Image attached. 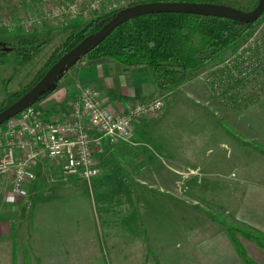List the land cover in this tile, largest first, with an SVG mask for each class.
Listing matches in <instances>:
<instances>
[{
  "label": "rangeland",
  "instance_id": "1",
  "mask_svg": "<svg viewBox=\"0 0 264 264\" xmlns=\"http://www.w3.org/2000/svg\"><path fill=\"white\" fill-rule=\"evenodd\" d=\"M134 1L137 0H111L107 4L115 5L111 8L114 9L121 7L117 4L126 6ZM58 2L0 0V17L22 19ZM97 13L98 9L67 23L42 22L41 26L49 29L47 33L37 31V26H0V41L5 47L15 45L24 36L50 38L22 64L15 63L13 50L0 56V102L6 91L31 83L66 32L68 22L81 19V26ZM253 33L264 35V11L244 39ZM244 39L223 51L220 59L190 72L180 85L159 92L169 108L184 113L181 118L193 108L197 110L194 116H202L203 128H211L215 122L225 130V149L230 153L212 144L207 154L209 166L201 162V152L199 158H190L191 166L199 161L200 170L193 174L198 178H183L189 172L186 169L172 170L183 175L172 180L173 184L168 183L171 171L166 167L167 161L163 156H153L152 145L146 142L113 143L100 160L98 176L89 185L77 179L68 181L70 177L49 159H42L41 168L36 170L37 184L29 183L16 195L8 192L9 178L0 175V194L11 211V239L16 244L17 259L24 245L30 247L34 264L49 260H59L61 264H178L184 263L185 247L195 237L211 227L224 229L221 220L253 232L226 212L231 213L229 204L236 201L241 183L264 179V70L241 80L237 87L229 85L222 97L203 79L205 71L220 68L216 66ZM62 72L54 84L62 78ZM40 100L33 105L39 106ZM206 113L210 114L211 123L206 120ZM256 130L257 135L253 134ZM234 233L239 240L245 238L238 230ZM247 239L255 244L252 237ZM156 252L162 253L159 261L154 260Z\"/></svg>",
  "mask_w": 264,
  "mask_h": 264
},
{
  "label": "crops",
  "instance_id": "2",
  "mask_svg": "<svg viewBox=\"0 0 264 264\" xmlns=\"http://www.w3.org/2000/svg\"><path fill=\"white\" fill-rule=\"evenodd\" d=\"M109 1L111 0H100L96 15L102 14L107 9L115 6L109 7L107 4ZM122 5L117 4V6ZM79 21L81 19H73L65 25V29L79 26ZM37 27L36 30L41 33H47L49 30L44 29L41 25ZM61 76L62 78L55 83L54 88L41 98L40 105H34L46 117L64 113L68 102L86 84L97 87L120 106H123L125 101L133 96L147 99L159 95V92L162 91L154 83L146 66L136 65L125 68L120 62L112 59L90 60L87 57H82L69 65ZM163 102V107L159 114L138 120L134 123L129 138L117 140L115 143L127 142L138 145L146 142L152 145V155L163 156L167 161L166 167L171 171L168 183L171 184H173L172 180H175L179 175H183L177 171L172 173V170H188L189 172L185 173V176H182L183 178H188L194 174L195 170H200L199 164L197 165L199 161L195 160L196 164L194 166L189 163L190 158H199L198 154H203L201 159L204 162H201L209 166L211 160L207 154L212 150V144L219 147L220 151L230 153V150L227 151L225 149L227 147L225 130L219 128L215 122L212 123L213 127L203 128L201 123L202 116L200 114L194 116V112L197 110L190 108L189 113L184 116L185 118H181L180 115L184 113H178L179 109L169 108L165 100ZM206 114V120L211 123L210 114ZM254 133L257 135V130L253 131ZM234 143L237 144L235 141ZM100 144L101 150L97 154L98 168L104 153L109 152L110 146H112L104 138H101ZM237 147H240V145H237ZM42 159L47 158H41L36 162L34 167L35 174L36 170L41 168L39 164ZM98 174L92 179L95 180ZM69 177L68 181L70 182H75V179L79 182L81 181L76 177ZM193 177L198 178L199 176L193 175ZM34 179L31 181L32 184H29L31 182L28 184L36 185L37 182ZM241 185L235 198L236 201L229 204L231 213L227 211L226 214L234 217L247 227L264 234V179L245 181ZM10 213L7 203L2 200V195L0 194V264H10L11 262ZM239 241L250 260L255 264H264V247L256 242L252 244L247 238ZM185 249L184 263L178 261V264H248L237 252L225 227L224 229L216 226L211 227L208 231L195 237V240L189 246H186ZM156 253L154 260L159 261L162 253ZM46 262L44 261V264ZM17 264H20L19 259H17ZM47 264L61 263L59 260H49ZM74 264H82V262Z\"/></svg>",
  "mask_w": 264,
  "mask_h": 264
},
{
  "label": "built area",
  "instance_id": "3",
  "mask_svg": "<svg viewBox=\"0 0 264 264\" xmlns=\"http://www.w3.org/2000/svg\"><path fill=\"white\" fill-rule=\"evenodd\" d=\"M97 9L98 0H59L43 12L22 19L0 17V26L30 28L50 20L67 23ZM218 66L205 71L203 79L222 97L229 85L237 87L241 80L264 70V35H249ZM163 103L159 94L147 99L133 96L120 106L97 87L86 84L62 114L46 117L33 104H27L0 123V175L9 178V192L19 194L34 179L36 162L47 158L56 162L64 175L89 185L99 171L101 138L109 144L128 139L134 123L159 114Z\"/></svg>",
  "mask_w": 264,
  "mask_h": 264
},
{
  "label": "trees",
  "instance_id": "4",
  "mask_svg": "<svg viewBox=\"0 0 264 264\" xmlns=\"http://www.w3.org/2000/svg\"><path fill=\"white\" fill-rule=\"evenodd\" d=\"M139 1L148 0L129 2L126 6ZM185 1L221 3L244 10L251 9L257 3V0ZM123 7L107 10L87 19L81 26L67 29L59 43L47 55L31 83L18 90L5 92L0 102V110L18 98L64 51L88 33L98 29ZM257 21L258 17L242 20L182 11L148 10L116 25L103 39L83 51L75 61L87 57L90 60H116L125 68L144 65L156 86L160 90H168L180 85L190 72L220 59L223 51L233 47L255 28ZM46 38L44 40L35 36H24L18 38L16 44L9 47H5L6 44L0 41V56H5L13 50L15 63L22 64L50 41V38ZM54 86V83L51 84L30 103L33 104L34 101L43 98ZM221 223L225 226L237 252L248 264H255L246 255L234 230H238L245 238L252 237L262 247H264V234L256 230L249 232L237 228L226 224L223 220ZM11 241V264H17L16 244L13 238ZM19 254L20 264H33L29 246L22 245Z\"/></svg>",
  "mask_w": 264,
  "mask_h": 264
},
{
  "label": "water",
  "instance_id": "5",
  "mask_svg": "<svg viewBox=\"0 0 264 264\" xmlns=\"http://www.w3.org/2000/svg\"><path fill=\"white\" fill-rule=\"evenodd\" d=\"M263 9L264 0H257L255 6L248 10L221 3L185 0H148L124 6L98 29L88 33L64 51L18 98L2 108L0 123L29 104L39 93L53 84L56 76L71 65L89 46L103 39L116 25L140 12L148 10L182 11L249 20L258 17Z\"/></svg>",
  "mask_w": 264,
  "mask_h": 264
},
{
  "label": "bare ground",
  "instance_id": "6",
  "mask_svg": "<svg viewBox=\"0 0 264 264\" xmlns=\"http://www.w3.org/2000/svg\"><path fill=\"white\" fill-rule=\"evenodd\" d=\"M29 104H32V103H29Z\"/></svg>",
  "mask_w": 264,
  "mask_h": 264
}]
</instances>
